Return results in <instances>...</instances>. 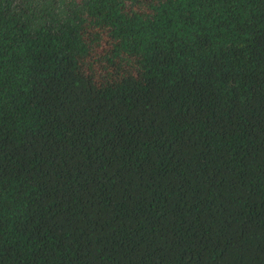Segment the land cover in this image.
<instances>
[{
	"label": "trees",
	"instance_id": "obj_1",
	"mask_svg": "<svg viewBox=\"0 0 264 264\" xmlns=\"http://www.w3.org/2000/svg\"><path fill=\"white\" fill-rule=\"evenodd\" d=\"M0 264H264V0H0Z\"/></svg>",
	"mask_w": 264,
	"mask_h": 264
}]
</instances>
